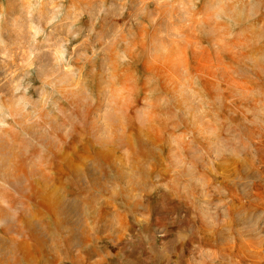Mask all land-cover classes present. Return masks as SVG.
I'll return each instance as SVG.
<instances>
[{
  "label": "clouds",
  "instance_id": "clouds-1",
  "mask_svg": "<svg viewBox=\"0 0 264 264\" xmlns=\"http://www.w3.org/2000/svg\"><path fill=\"white\" fill-rule=\"evenodd\" d=\"M0 264H264V0H0Z\"/></svg>",
  "mask_w": 264,
  "mask_h": 264
}]
</instances>
